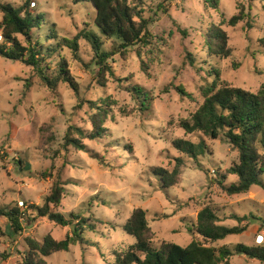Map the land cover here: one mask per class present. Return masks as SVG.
<instances>
[{
    "label": "rangeland",
    "instance_id": "1",
    "mask_svg": "<svg viewBox=\"0 0 264 264\" xmlns=\"http://www.w3.org/2000/svg\"><path fill=\"white\" fill-rule=\"evenodd\" d=\"M27 1L44 15L42 41L49 39L45 45L56 49L44 61L50 67L47 75H58L62 54L69 62L75 88L60 80L52 90L33 66L0 57V209L19 205L26 211L31 204L43 205L59 183L65 194L52 210L68 219L79 214L95 229L85 231L83 244L73 234L75 223L63 227L28 211L32 224L24 221V229L16 233L0 214V264H25L27 239L43 241L48 234L58 240L69 235L71 245L69 251L46 257L47 264H118L117 253L126 252L136 241L124 229L136 208L147 213L155 247L162 242L189 244L194 234L188 228L208 205L217 207L222 216L235 211L264 216V186L253 185L246 193L229 195L213 181L238 160V150L224 137L212 139L181 127L204 102L203 87L214 80L252 92L264 87V0H219L217 9L205 0H130L149 19L151 43L121 48L112 55L109 65L114 75L107 74L106 85L98 84L99 68L88 40L80 37L78 53L59 46L64 36L75 37L91 29L99 32L92 3H0L19 7ZM241 12L247 16L230 25L228 20ZM2 17L0 11V24ZM217 26L228 34L232 49L228 57L209 49L210 34ZM50 29L55 30L54 39H50ZM117 48L116 39L103 46L108 52ZM134 86L148 93L145 111L130 91ZM90 101L109 108L106 135L82 138L85 150L66 145L69 126L91 128ZM178 138L195 143L203 138L207 151L197 160L191 158L174 146ZM178 158L183 159L178 183L163 188L156 169L172 171ZM236 180L237 176L230 175L225 183ZM222 223L238 224L226 218ZM240 242L264 244V228L253 222L244 233L229 235L216 245L234 248ZM231 264L264 262L237 254Z\"/></svg>",
    "mask_w": 264,
    "mask_h": 264
},
{
    "label": "trees",
    "instance_id": "2",
    "mask_svg": "<svg viewBox=\"0 0 264 264\" xmlns=\"http://www.w3.org/2000/svg\"><path fill=\"white\" fill-rule=\"evenodd\" d=\"M212 8L217 9L219 0H205ZM75 3L90 2L96 9L95 24L99 32L85 30L75 37L64 36L59 46L70 48L74 53L80 49L79 39L85 38L94 49V63L99 68L97 81L106 85L107 74L114 75L109 59L118 53L121 48L151 43L149 19L144 17L143 10L137 3L130 0H74ZM3 14L0 24L2 40L0 42V57L22 61L33 66L42 77L44 84L55 90L60 80L68 82L73 88L69 62L60 54L58 75L51 78L47 75L50 67L44 65L45 59L52 57L56 49L46 46L49 39L42 41L44 15L30 7L27 1L15 7L10 3H0ZM247 14L241 12L233 16L228 23L235 26ZM225 22V21H224ZM50 39L57 37L54 29H50ZM116 39L119 50L105 51V41ZM228 34L220 26L214 27L210 34L209 49L213 54L222 57L231 55L232 49L228 46ZM46 56V57H45ZM218 73V72H216ZM140 102L143 111L148 108V93L145 89L134 86L130 90ZM204 102L192 115L191 121H182L181 127L187 133L200 132L206 137L218 139L224 137L239 152V158L222 174L220 179L213 180L227 194L235 195L248 192L253 185L264 186V87L258 92H252L241 87L221 84L218 80L206 85L202 89ZM93 112L90 115L91 128L69 126L65 135L66 145H72L85 150L82 138L98 139L107 132L105 123L109 117V108L106 104L90 101ZM77 135L78 137H75ZM174 146L191 158L198 159L207 151L205 139L198 143L178 138L173 141ZM23 163L20 160V164ZM183 159L178 158L177 166L168 171L164 168L156 169L163 188H168L178 183L181 175L180 167ZM230 175L237 176V180L230 184L225 181ZM65 194V188L56 183L51 193L46 196L43 205L31 204L27 210L19 205L0 209V214L6 216L16 233L23 230V223L32 224L35 217H49L63 227L75 223L73 234L77 241L85 243L84 234L88 229L94 230L95 226L88 223L87 218L79 214H71L70 219L59 212L52 210V205L59 204ZM32 211L31 215H27ZM223 218L238 222L237 225L228 226L222 223ZM246 222V223H244ZM253 222H258L264 228V216L254 212L240 214L230 212L222 216L215 206H205L200 210L196 223L188 229L194 234L193 240L183 246L173 242H162L159 247L152 243V230L147 219V213L142 208H136L124 225V229L136 238L135 243L129 246L122 254L117 253L118 264H231V258L237 254L264 262V244L247 245L237 243L234 248L218 246L216 243L232 234H241L247 231ZM28 252L25 264H47L46 257L59 251H69L71 236L58 240L51 234L44 237L43 241L27 239Z\"/></svg>",
    "mask_w": 264,
    "mask_h": 264
},
{
    "label": "built area",
    "instance_id": "3",
    "mask_svg": "<svg viewBox=\"0 0 264 264\" xmlns=\"http://www.w3.org/2000/svg\"><path fill=\"white\" fill-rule=\"evenodd\" d=\"M260 243H262V242H260Z\"/></svg>",
    "mask_w": 264,
    "mask_h": 264
}]
</instances>
